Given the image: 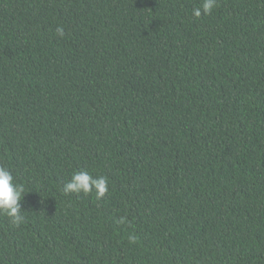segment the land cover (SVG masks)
<instances>
[{
  "label": "trees",
  "instance_id": "16d2710c",
  "mask_svg": "<svg viewBox=\"0 0 264 264\" xmlns=\"http://www.w3.org/2000/svg\"><path fill=\"white\" fill-rule=\"evenodd\" d=\"M201 3L0 0V264H264V0Z\"/></svg>",
  "mask_w": 264,
  "mask_h": 264
},
{
  "label": "clouds",
  "instance_id": "9594fccd",
  "mask_svg": "<svg viewBox=\"0 0 264 264\" xmlns=\"http://www.w3.org/2000/svg\"><path fill=\"white\" fill-rule=\"evenodd\" d=\"M217 0H202L200 6L193 9V16L210 14ZM56 32L63 37L64 29L57 26ZM107 180L103 176H93L84 170L74 171L64 183L62 191L68 193L90 194L96 192L97 198H102L107 192ZM28 193L23 184L17 183L10 170L0 167V214L9 218L12 224L19 226L25 220L22 210V197Z\"/></svg>",
  "mask_w": 264,
  "mask_h": 264
}]
</instances>
